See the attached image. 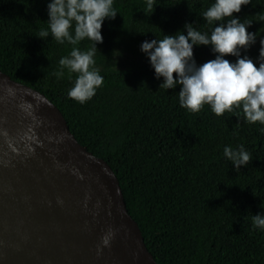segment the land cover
Instances as JSON below:
<instances>
[{
    "label": "trees",
    "instance_id": "obj_1",
    "mask_svg": "<svg viewBox=\"0 0 264 264\" xmlns=\"http://www.w3.org/2000/svg\"><path fill=\"white\" fill-rule=\"evenodd\" d=\"M51 0H0V69L20 83L45 93L65 115L78 141L106 159L116 172L128 210L139 223L146 244L160 264H264V228L253 216L264 214V124L250 123L242 107L216 116L205 104L197 113L182 108L180 85L159 88L147 55L142 64L117 67L122 42L141 49L193 24L209 36L203 12L215 0H113L115 19L102 24L103 43L96 63L104 83L84 103L69 97L76 73L57 78L59 60L73 47L86 51L93 41L73 46L51 36L47 20ZM233 18L251 23L248 32L264 29V0L242 5ZM230 18H225V20ZM49 30V36L37 37ZM71 31V30H70ZM256 44V43H255ZM255 44L240 49L254 63ZM211 45H194L196 64L214 60ZM224 59L235 63L236 56ZM259 67V64H256ZM174 73V78H175ZM243 145L252 161L236 170L224 148Z\"/></svg>",
    "mask_w": 264,
    "mask_h": 264
},
{
    "label": "water",
    "instance_id": "obj_2",
    "mask_svg": "<svg viewBox=\"0 0 264 264\" xmlns=\"http://www.w3.org/2000/svg\"><path fill=\"white\" fill-rule=\"evenodd\" d=\"M0 264H160L109 162L45 93L1 69Z\"/></svg>",
    "mask_w": 264,
    "mask_h": 264
},
{
    "label": "clouds",
    "instance_id": "obj_3",
    "mask_svg": "<svg viewBox=\"0 0 264 264\" xmlns=\"http://www.w3.org/2000/svg\"><path fill=\"white\" fill-rule=\"evenodd\" d=\"M250 2L215 0L203 12V18L209 24L220 22L210 36L196 30L193 24L186 23V35L180 31L175 35H164L162 39L145 40L141 44V51L147 55L156 77L164 78L159 88L181 86L178 95L182 108L197 113L207 104L216 116H222L226 111L242 107L247 122L264 124V39L260 40L257 67L248 56L241 58L240 52V49L246 50L256 43L257 33L248 32L251 23L233 18V13H239L242 5ZM47 7L51 36L59 43L67 41L76 46L85 38L94 42L86 51L73 47L68 56L59 60V70L54 73L57 78L64 76L65 69L70 75L76 73L77 78L68 95L84 103L104 83L99 69L94 67V56L98 51L96 45L103 43L101 28L104 20L115 19L118 11L113 7V0H51ZM153 11L154 0H147L145 14ZM48 36L49 30L42 29L37 37ZM194 45H211L212 51L218 55L214 60L198 66L193 57ZM228 55L236 56V62L224 59ZM224 155L232 161L236 170L252 161L243 145L238 150L225 147ZM253 224L264 228V214L254 215ZM111 235L110 232L103 238L104 245H108Z\"/></svg>",
    "mask_w": 264,
    "mask_h": 264
},
{
    "label": "rangeland",
    "instance_id": "obj_4",
    "mask_svg": "<svg viewBox=\"0 0 264 264\" xmlns=\"http://www.w3.org/2000/svg\"><path fill=\"white\" fill-rule=\"evenodd\" d=\"M264 39V29L262 30L254 49L259 52L260 50V40ZM101 49H98L94 56V60L98 56ZM147 60V57L143 55L141 49H139L138 46H136L134 43H129L128 41H124L116 48V52L114 55V62L117 67H126L132 64H142ZM256 64H259V60L256 62ZM97 69H101L102 65L96 63L95 65Z\"/></svg>",
    "mask_w": 264,
    "mask_h": 264
}]
</instances>
